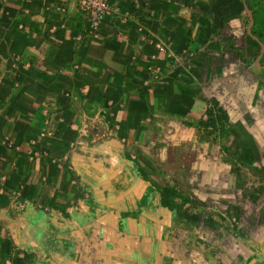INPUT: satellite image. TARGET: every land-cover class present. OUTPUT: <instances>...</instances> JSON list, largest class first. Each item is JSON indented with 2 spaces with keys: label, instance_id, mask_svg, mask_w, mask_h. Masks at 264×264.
I'll list each match as a JSON object with an SVG mask.
<instances>
[{
  "label": "rangeland",
  "instance_id": "obj_1",
  "mask_svg": "<svg viewBox=\"0 0 264 264\" xmlns=\"http://www.w3.org/2000/svg\"><path fill=\"white\" fill-rule=\"evenodd\" d=\"M113 2L118 11L98 30L79 9L70 34L77 48L109 45L104 49L112 54L99 64L90 61L93 76L80 71L81 61L76 71L53 76L59 87L52 99L46 98L48 75L37 70L29 79L22 71L30 68L27 60L13 54L24 51L12 38L25 31L27 20H0V67L5 63L10 70L0 73V210L12 207L14 215L5 218L15 223L14 230L0 226V264H190L185 252L172 257L176 250H159L157 244H167L165 235L141 230L145 218L156 220L131 197L144 191L138 168L149 166L146 152L155 148L164 156L171 146L172 137L163 138L157 129L159 120L212 134L223 151L220 159L236 175L232 196L212 203L183 202L188 195L172 183L171 193L183 199L179 207L195 212L186 216L191 226L184 229L193 233V223L202 227L195 240L203 244L223 235L230 242L227 259L214 247L206 264H264V149L253 135V118L262 111L257 103L262 88L256 85L264 82V56L259 59L261 44L248 30L247 8L241 0ZM22 14H31L29 5ZM162 20H176L169 26L177 31L175 38L158 24ZM39 31L51 32L44 24ZM234 85L241 97L229 141L223 115L210 117L207 110L219 87L233 91ZM26 124L32 131L25 137ZM52 168L56 186L48 180ZM147 171L152 173V166ZM148 185L146 197L157 183ZM94 197L100 203L92 208L94 227L81 228L88 218L79 206ZM130 220L135 223L129 230ZM199 256H192L194 264Z\"/></svg>",
  "mask_w": 264,
  "mask_h": 264
},
{
  "label": "crops",
  "instance_id": "obj_2",
  "mask_svg": "<svg viewBox=\"0 0 264 264\" xmlns=\"http://www.w3.org/2000/svg\"><path fill=\"white\" fill-rule=\"evenodd\" d=\"M26 1L0 0V20H14V23L18 22L15 20H27L28 23L25 31H19L20 35H15V37L12 38L14 44H16V40H19V46H21L20 44H23L24 51H17V53L15 52L13 54L15 56L18 54L27 60L26 62L30 68L22 71L27 75L26 77H29V79H34L32 77H34L33 74H35L37 70L48 75L49 82L44 84L49 90L46 98L52 99L53 95L51 91L59 87L57 83L58 80H51H55L53 76H58V78H60L65 70L76 71L75 67L80 65V71L84 72L86 75L93 76V73H96V68L90 65V61L99 64L98 61L100 62L107 53L112 54L110 52L112 49H104V46L109 45H89L78 48L77 46L72 45L73 38L70 37L72 31L71 26L73 24L75 25L80 17L77 0ZM120 1L122 2L123 0ZM26 5H29L31 9V14L29 15L22 14L23 8ZM63 20H66L67 23H63ZM162 21L164 22L161 24L158 22V24L161 27L165 25L168 28L176 22V20ZM42 24L50 29L51 32L49 34L43 36L42 33H40L39 29ZM68 24L69 26H67ZM65 26L70 27V29L65 31L63 29L60 30L61 28L59 27ZM55 28L58 29L55 30ZM17 31L18 30H16V32ZM60 31L61 33L59 34ZM169 31H171L170 28ZM171 32L175 38L177 31ZM128 36H131V34ZM66 46L73 47V50L66 48ZM2 52L6 53L4 50ZM2 56L5 57V54H2ZM79 61H81L82 64L79 65ZM9 71L8 66L3 63L0 67V73ZM90 83L92 84V80ZM24 84L30 86V83L25 82V80ZM259 84L260 85H256V87H261L262 92L258 93L257 103L259 106L258 109L262 111L253 118V122L255 123L253 135L258 137L256 144L257 148L261 147L264 149V82H259ZM227 87L229 86L219 87L218 90L221 89L222 93L216 92L212 99L217 101L220 107L227 113L229 119L224 129V137H227L229 141H233L234 137L230 136L229 133H233L231 125L233 121L236 120L237 115V109L234 106H238L241 94L238 93L239 88L235 85L233 86L234 88L231 89L233 91L228 90ZM27 88L28 86L26 89ZM91 88L93 90L94 86ZM225 90L228 91L225 92ZM31 97L33 100L36 99V97ZM85 99L86 98L81 101L84 108L86 107ZM54 100H57L55 96ZM58 100L65 102V99L63 98H58ZM36 102L40 105L38 100L34 101V103ZM93 104L97 106L99 100H96ZM85 112L88 114L91 113L90 110H86ZM159 121L157 129L163 134V138L172 137V140L170 143L171 146L168 147L164 156L159 155L155 148L154 150H149L146 152V154H148V159H146L147 162L145 163L149 166L142 164V166L138 168L140 171L138 174L143 180L142 184L144 185V191L143 193L133 194L131 197H133L137 203H140L142 208H144L143 206L147 207L149 211L144 213L147 218L151 217L153 220H156L155 222H152L145 218L143 222L147 227H143L145 230H141H143L146 235H152L153 233L165 235L167 244H157L159 250L161 252L162 250L165 251V249L176 250L171 253L170 256L172 257L174 255L183 256L184 253L182 255V252H185V257L190 260V264H192V262L194 264V258L192 256L195 254L200 255V259L197 260L196 264H206L209 262V254H211L209 250L211 249L212 251L214 247L217 248L216 251L220 250L219 256L221 259H227L226 249H231V245L228 240L226 241L224 239V235L216 240L214 239L215 241L209 240L210 242L203 244L199 240H195L197 232L202 231V227H199V225L196 226L195 223H193V233L184 229L191 226V223L188 222L186 216L195 212H191V210H182L179 205L183 199H180L179 202L171 191L174 188H172V183H176L177 186L184 190L188 195V197H186L187 199L184 198L185 200L183 202L191 201L198 204L201 201H207L212 203L217 200H222V198L232 196V191L230 190L234 189L237 184L236 175L233 173L229 162L220 159L219 154H223V151L218 144L219 141L213 138L212 134L206 132L203 133L196 126L193 127L188 124H180V122L175 124L176 121L173 120L168 123H165V120ZM24 127L22 133L25 137L30 136L32 128L28 124ZM248 135L254 137L250 132H248ZM150 166L153 168L152 173L147 171V168ZM143 169L146 172H143ZM203 171H206V173ZM54 172L55 170L52 168V171L48 175V180L52 181L51 186L57 185L55 182L57 178L55 179ZM143 176H147L146 179H143ZM151 180H154L157 183V187L152 188V196H150V193L149 196L146 197L145 189L148 188V186L152 187V185H148V181ZM174 180H177V182ZM49 181H47V183ZM223 185H225V188L222 189ZM45 192L44 187L38 195L40 200L45 195ZM53 193L54 189H52L51 195ZM51 195L47 197L49 201L53 200ZM126 201L127 200L124 199L123 203H121L122 207L126 205ZM87 204L88 206H79V214L88 218L87 222L81 224V228L90 230L94 227V223L96 222V216L92 208L99 206L100 203L98 202V199L94 197L91 198V201L88 200ZM130 205H132V200ZM13 210L12 207H6L0 210V226L5 225L8 229H15V223L5 218L6 216H13ZM166 218L171 220L166 222ZM134 223L135 222L131 220L128 222L129 230ZM38 246L40 247V245ZM237 247L239 248V246ZM212 257L213 256H211V260Z\"/></svg>",
  "mask_w": 264,
  "mask_h": 264
},
{
  "label": "built area",
  "instance_id": "obj_3",
  "mask_svg": "<svg viewBox=\"0 0 264 264\" xmlns=\"http://www.w3.org/2000/svg\"><path fill=\"white\" fill-rule=\"evenodd\" d=\"M77 3L94 30H98L104 20L111 18L118 11L113 0H77Z\"/></svg>",
  "mask_w": 264,
  "mask_h": 264
},
{
  "label": "trees",
  "instance_id": "obj_4",
  "mask_svg": "<svg viewBox=\"0 0 264 264\" xmlns=\"http://www.w3.org/2000/svg\"><path fill=\"white\" fill-rule=\"evenodd\" d=\"M246 2L253 9L255 16L253 32L264 43V0H246ZM218 113L223 115L225 124L227 125L229 119L227 113L220 107L217 101H214L211 107L208 108L207 114L210 117H214Z\"/></svg>",
  "mask_w": 264,
  "mask_h": 264
},
{
  "label": "water",
  "instance_id": "obj_5",
  "mask_svg": "<svg viewBox=\"0 0 264 264\" xmlns=\"http://www.w3.org/2000/svg\"><path fill=\"white\" fill-rule=\"evenodd\" d=\"M246 8H247L248 13H249V16H250V25H249L248 30H249L250 34H252V36L256 40H259L258 37L255 34L252 33V26L254 25V22H255L254 15H253V11H252V9L248 5H246ZM261 44H262V50H261V53L259 55V59L264 56V43H261Z\"/></svg>",
  "mask_w": 264,
  "mask_h": 264
},
{
  "label": "flooded vegetation",
  "instance_id": "obj_6",
  "mask_svg": "<svg viewBox=\"0 0 264 264\" xmlns=\"http://www.w3.org/2000/svg\"><path fill=\"white\" fill-rule=\"evenodd\" d=\"M243 3H244V5H245V7H246V5H248V3L246 2V0H241ZM249 6V5H248ZM250 7V6H249ZM251 8V7H250ZM253 15H254V12H253ZM250 17V16H249ZM254 20H255V16H254ZM259 39V38H258ZM256 40V39H255ZM260 44L261 43H263L260 39L259 40H257ZM261 47H262V44H261ZM261 50H262V48H261Z\"/></svg>",
  "mask_w": 264,
  "mask_h": 264
}]
</instances>
